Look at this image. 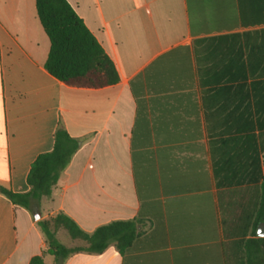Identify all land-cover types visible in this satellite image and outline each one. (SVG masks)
<instances>
[{
    "label": "crops",
    "instance_id": "0c3cea01",
    "mask_svg": "<svg viewBox=\"0 0 264 264\" xmlns=\"http://www.w3.org/2000/svg\"><path fill=\"white\" fill-rule=\"evenodd\" d=\"M68 1L119 81L54 77L36 0H0V186L29 192L59 128L80 142L38 210L0 193V264L42 256L38 221L60 212L86 233L133 221L136 237L44 264H248L264 239V0Z\"/></svg>",
    "mask_w": 264,
    "mask_h": 264
},
{
    "label": "trees",
    "instance_id": "16d2710c",
    "mask_svg": "<svg viewBox=\"0 0 264 264\" xmlns=\"http://www.w3.org/2000/svg\"><path fill=\"white\" fill-rule=\"evenodd\" d=\"M36 6L40 22L50 40L45 64L50 74L73 87L102 88L119 81L114 62L68 0H36ZM79 147L77 139L59 128L54 135L53 149L39 155L31 166L27 176L29 192L15 193L0 186V193L16 205L31 211L38 210L41 199L51 196L60 174ZM258 220H264V184ZM38 223L48 245L43 255L49 254L58 260H65L79 252L101 254L112 244L124 253L136 237L133 221H114L98 227L92 233L84 232L63 212ZM59 230H65L72 240L82 244L71 247L64 245L58 239ZM263 244L264 239L248 242L247 250L252 254L248 264H264ZM43 255L34 257L30 264H44Z\"/></svg>",
    "mask_w": 264,
    "mask_h": 264
},
{
    "label": "rangeland",
    "instance_id": "374dc122",
    "mask_svg": "<svg viewBox=\"0 0 264 264\" xmlns=\"http://www.w3.org/2000/svg\"><path fill=\"white\" fill-rule=\"evenodd\" d=\"M59 240H60V242H62L63 244H65L67 246H70L73 243L71 237L69 236V234L65 230H61V232L59 234Z\"/></svg>",
    "mask_w": 264,
    "mask_h": 264
},
{
    "label": "water",
    "instance_id": "95a60500",
    "mask_svg": "<svg viewBox=\"0 0 264 264\" xmlns=\"http://www.w3.org/2000/svg\"><path fill=\"white\" fill-rule=\"evenodd\" d=\"M40 218V213L36 216V219ZM259 236H264V222L260 224L259 227Z\"/></svg>",
    "mask_w": 264,
    "mask_h": 264
}]
</instances>
